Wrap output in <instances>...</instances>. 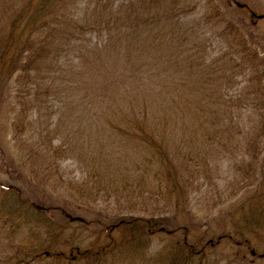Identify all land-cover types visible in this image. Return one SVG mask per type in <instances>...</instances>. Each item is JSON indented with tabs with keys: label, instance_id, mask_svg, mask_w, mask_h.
I'll return each instance as SVG.
<instances>
[{
	"label": "rangeland",
	"instance_id": "obj_1",
	"mask_svg": "<svg viewBox=\"0 0 264 264\" xmlns=\"http://www.w3.org/2000/svg\"><path fill=\"white\" fill-rule=\"evenodd\" d=\"M3 1L0 0V11L4 10L1 6ZM97 1H54L58 6L53 14L55 22L50 20L49 25L42 29L34 26L35 32H28L27 27L22 36L23 43L27 40L36 48L47 35V52L31 62V67L29 63L21 68L24 70L19 68L13 72L5 83L0 82V264H14L18 258L22 261L16 264H63L64 260L50 253L25 258L18 253L19 247L37 244L44 248V244L57 243L61 245V250L67 252L72 242L80 246L91 244L97 236L95 231L100 229L92 223L85 228L82 221L73 219L67 221L65 231L54 230L49 237L35 225V214L22 221L25 213H17L15 219L18 221L10 220L5 211L12 212L9 205L15 198H27L31 204L40 207L53 205L55 209L48 210V214L53 215L55 224L64 219L56 205L65 206L72 215L83 214L93 218L104 212L107 213L104 215L114 217L152 213L151 206L150 211H144L139 204V210L117 204L109 195V189L107 197H98L106 199H99L93 204L88 200L81 204L78 194L89 191V185L82 183L88 165L92 160L102 161L104 154L121 169L123 165L131 167V171L136 168V155L132 153H127V162L111 155L106 157V152H110L106 145L116 142L106 123L103 122L97 131L101 139L83 146L85 143L79 140V136L85 138L86 134L89 135L87 121L91 123L94 118L91 114L99 106L128 111L131 107L129 99L133 95L146 94L130 89L131 85L127 87L120 80L123 74L143 69L137 61H144V56L137 57L143 48L150 46L153 37L158 39L159 45L154 44L147 50L149 56L146 55L148 61H145L152 63V69L157 67L154 64L166 67L155 70L160 75L156 88L163 92L162 101L166 99L169 105L178 109V116L169 117L171 127L166 128L168 143L173 146L180 140L186 148V140H193L208 152V165L200 171L205 176L196 180L187 192L184 197L188 200L187 205L180 212L175 211L178 222L187 228L189 235H197L198 230L204 229L214 235L220 228V212L246 198L253 186L252 180H248L243 171L247 169L249 154L252 156V151H244V142L246 139L249 142L260 131L264 133V121L262 114L252 115L244 103L252 98L258 104L261 100L259 95L264 98V0H102L113 10L111 13L107 8L104 13L100 11ZM106 13L111 17L108 24L121 27L124 34L118 31L116 36L114 33L112 42L99 53L103 60L97 57L100 62L96 66L90 63L89 58L86 59L84 48L90 27L101 19L103 25L107 23ZM250 16L257 18L255 25L245 27L242 24L249 29V33L245 28L243 34L238 32L239 21L248 24ZM5 24L8 22L0 20L3 37L11 31ZM79 24L87 29V34L68 38V35L72 36L75 25ZM102 29L100 33L103 36L108 29ZM61 31L67 36H63V42L56 46L55 41ZM95 39L93 36L91 43ZM114 40L119 41L113 49L111 44ZM241 40L245 41L247 61L234 60L241 53ZM130 42L137 57L132 54L131 59H127L125 46ZM114 50L119 59L118 56L109 58ZM253 50L255 52L251 55ZM159 52L167 56L162 61L157 59ZM213 59L218 62L209 68ZM198 61L202 62V66L194 67ZM189 63L192 68H187ZM236 63L239 65L233 66ZM91 65L95 68H90ZM92 75H96L95 82ZM256 81L263 90L261 94L252 91L257 88ZM150 84L149 87L152 84L155 86ZM214 84H222L217 87L224 99L218 97L220 93L216 95L212 89L209 90L215 87ZM123 86L126 87L125 93ZM235 97L241 99L235 101ZM223 100H226V105L232 106L233 114L227 112L229 108L226 106L222 111L214 110L217 115L210 113L207 105H221ZM155 102L158 103V99ZM199 106L205 109L199 110ZM262 111L263 108H258V112ZM96 124L92 132L100 126V123ZM196 126L199 129L196 130ZM217 129L218 135L224 133L229 139L224 148L223 145L216 146L214 141L209 143L211 139H207L209 134L214 136ZM258 140L262 143L259 144ZM256 141L261 147L257 152L259 163L256 168L254 165L255 176L259 178V165L264 157V135ZM115 171L113 173H117ZM116 182V175H110L105 178L104 184L100 180L97 184L114 189ZM87 204L88 207H85ZM13 223L17 226L14 227ZM36 230L40 232L37 241L34 237L38 233ZM261 230V234L255 236L257 238H252L251 249L241 245L231 247L226 242H221L216 248L211 247L209 251L214 254L212 264H264V223ZM177 234L180 236V232ZM166 235L164 232L156 233L150 245L143 247V252H155L161 246L160 237ZM66 238L68 241L64 243ZM41 250L44 252L45 249ZM123 264L130 263L125 261Z\"/></svg>",
	"mask_w": 264,
	"mask_h": 264
},
{
	"label": "trees",
	"instance_id": "obj_2",
	"mask_svg": "<svg viewBox=\"0 0 264 264\" xmlns=\"http://www.w3.org/2000/svg\"><path fill=\"white\" fill-rule=\"evenodd\" d=\"M54 1L56 0L3 1L1 6L5 11H0V20L7 21L8 24L5 25H8L11 31L10 33L8 32L5 37L1 35L3 32L0 33V82L4 81L5 83L17 69L25 68L29 63L34 62L36 58L38 59L42 53L47 52L45 44V41L47 42V35L44 36L45 39L43 38L41 40L42 42L40 41V46L36 48H33L34 45L30 44L27 40L23 43L22 36L27 27H29L28 32H35L34 26L42 29L49 25L50 20L51 23L55 22L54 20L56 17L54 18L53 14L58 10V6L55 5ZM97 2L96 5L99 6V10L103 11V13L105 12V8L109 9V13L113 11L108 6H105L102 0H98ZM17 4L19 5L16 7ZM98 6H96V8H98ZM51 12L53 13L51 14ZM254 14L256 15L257 13L254 12ZM48 16L50 17L48 18ZM104 17L107 19L105 25H103V19H101L90 27L91 29L89 30L84 48L85 54L87 53L86 59L89 58L88 60L90 63L96 66H98L100 62L97 57L103 60V56L99 53H102L104 48L112 42L114 33L116 36L118 31L124 34V29L121 27L118 28L108 24V21L111 19L110 14L106 13ZM256 19V17L250 16V22L247 21L248 24L239 21L240 31L238 32L243 34L244 28L255 25L254 21H256ZM242 24H244L245 27ZM102 28L108 29L103 36L100 33V31L103 30ZM86 30L87 29H84V27L79 24L75 25L72 36L65 35V30L64 32L61 31L59 33V38H56L55 44L57 46L61 41L63 42V36H67L71 39L74 37L78 38L77 35L80 33L87 34ZM94 31L98 32L92 34ZM245 31L249 33V29L245 28ZM93 36L96 39L91 43ZM125 37L129 39L126 33ZM118 41L119 40L113 41L111 44L112 48ZM158 43V39L153 37L150 41V46L143 48L141 50V55L138 57L135 56V49L132 47L131 42L125 46L127 59H131L132 54L137 58L144 56V61H140L139 59V61H137L140 62V66L143 69L138 68L134 70L135 73L123 74L120 82L127 87L131 85L130 89H135L138 92H144L146 94L142 96L133 95L132 98L129 99L131 107L128 111L122 108L115 110L105 105L99 106L91 114V117H94L91 123L87 121L88 124H86V127L89 135L86 134L85 138L79 136V140L85 143L83 146L98 138L101 139V135H99L97 131L101 129V124L104 122L110 127L113 133L112 137H114L116 141L111 145H106L110 149L109 153L106 152V157L111 155L112 158H119V160L122 159L126 161L127 157H129L127 153H132L134 156L136 155L135 158L137 159L135 164L136 168L133 171L129 169L131 167L126 165H123L122 169L119 168L117 163L112 162L110 159H106L105 154L101 156L103 158L102 161L99 159L92 160L86 170L85 180H82L83 184L89 185V191L78 194L81 197L79 198L81 201L80 203H85L86 200H88L93 204L99 199L104 200L106 198L98 197H107V189H109V195L112 199H115L117 204L127 205V208L131 210L133 208L139 210L141 206L142 208L140 209H144V211H148L151 206L152 213L148 215L126 214L114 217L110 214L109 216L104 215L107 214L104 212V214H98V216L94 218L82 214L80 216L83 217L82 225H84L85 228H88L91 223L97 225V228L100 227L99 231H95L97 236L91 244L80 246L78 243L72 242L67 252L61 250V245H57V243L44 244V248L37 244H30L28 247L20 246L18 253L24 255L25 258H28V256L36 258L39 254L50 253V255L57 256L58 259L61 258V260H64L63 264H123L125 261L130 264H212V262H214V254L209 251L211 247L216 248L221 242H226L228 243L227 245L231 247L241 245L240 247L242 248L251 249L253 246L252 238H257L255 236L261 234L264 223V157L259 165L261 168L259 178L255 176V168L259 163L257 152L258 149L261 148L258 146L256 138L261 139V137H263L264 133L262 131L258 134H254V136L249 139V142H247V139L244 142V151L248 153L252 151V156L249 154L247 169L243 171L244 174L246 173L248 175V180L249 178L252 180L251 185L253 186L248 191L246 198H242L231 208L220 212L222 220L218 232L212 235L213 233L211 234L207 229H204L202 231L198 230L197 235H189L187 228L181 225L176 219L175 211L180 212L184 205H187L186 201L188 200L184 198L187 192L193 188V184L196 180L205 176L200 171L208 165V152L204 150L198 142L193 140H186V148L180 140L174 143L173 146H170L172 144L168 143L167 139L169 135L166 133V128L171 127L169 117L178 116V109L176 110V107L169 105L166 99L162 101L164 97L162 95L163 92L156 88V85H158V76L160 75L158 72H155V70L159 68L164 70L166 67L160 66V64H154L157 67L152 69V63L146 62L148 61L146 55L149 56L147 50H149L152 45H157ZM240 44L241 53H239L234 60L247 61L246 57L248 56L244 47L245 41L241 40ZM254 52L253 50L251 55H253ZM117 56V59H119L118 53L114 50L109 58ZM164 57H167L166 54L164 52H159L157 59L162 61ZM169 60L170 59H168L167 62ZM152 62H156V60ZM216 62H218L217 59L211 60L210 63L212 66L209 68H213ZM160 63L163 64L162 62ZM22 65L23 67H21ZM29 65L31 67L32 63ZM238 65L239 63H236L233 66ZM195 66H202V62L198 61L194 67ZM192 67L193 65L191 63L187 64V68ZM90 68L94 69L95 67L91 65ZM112 77L114 76L112 75ZM87 78H89V76H87ZM91 78L94 82L96 81V75H92ZM146 82L149 84L154 83L155 86L150 84L151 87H149V84ZM256 82L257 88L252 91L259 94H261V92L263 93L262 88L259 87V82ZM214 85L215 87H210L209 90L212 89L211 91L217 93L216 95L220 93L218 97L224 99L221 97L222 93L219 92L220 88L217 87L222 84ZM125 86L122 87L123 93L126 92ZM1 93L0 91V94ZM242 93L244 94V92ZM259 96L261 100L258 104L252 98H250L248 102L245 100L244 104L252 115L257 113L260 115L262 114V121H264V98L263 95ZM157 99L158 103L155 102ZM238 99L241 98L235 97L234 100L237 101ZM136 100L139 102H135ZM230 100L235 103L232 98ZM223 106L229 108L227 112H230L231 115L233 114V108L229 104L226 105V100L221 101V105L219 103L207 105L210 109V113L214 115H217L214 110L222 111ZM260 107L263 108L262 112H258V108ZM201 109L203 110L205 107L199 106V110ZM94 123H100V126H97L95 131L92 132L95 125ZM195 129L197 130L199 127L197 128L196 126ZM195 129H193V131ZM169 131L171 132L172 128H170ZM217 132L218 129L215 131L214 136L208 135L207 139H211L209 143L214 141L216 142V146L220 147L223 145V148L226 147L225 142L229 140L228 137L224 133L218 135ZM165 140L167 142H165ZM258 143L261 144L262 140H258ZM115 170H117V173H113ZM110 175L111 177L112 175H116V188H107L105 185L101 187L97 184L99 180L104 184L105 178ZM12 202L13 203L9 205V211L12 212L9 213L5 211V213L9 214L11 221H18V219H15L18 214L21 215L25 213V215L21 217L22 221L28 219V216L31 214H35V225H37L41 233L44 231L49 237H52L50 234L53 233L54 230L57 232L65 231L68 227L67 221L71 213L68 212L65 206L63 207L60 205V207L56 205V209L64 216V219L61 223L55 224L52 220L54 219L53 215L48 214V210L55 209L53 205L40 207L38 204H31L27 198L21 199L19 197L15 198ZM17 205L21 206L18 207ZM85 207H88V204ZM172 210H174V212ZM19 221L21 222V220ZM15 226L17 225L14 224V227ZM39 230H36L38 233L34 236L35 241L40 237H38L40 233ZM158 232H164L167 234V237H160V248L155 252L146 254L143 252V247L149 246L151 241L155 239V234ZM179 232L180 236L177 234ZM207 235L210 236L207 237ZM67 241L68 239L66 238L64 243ZM50 248L52 252H50ZM41 249H45L44 252H42ZM20 261H22L21 258H18L15 260L14 264Z\"/></svg>",
	"mask_w": 264,
	"mask_h": 264
},
{
	"label": "water",
	"instance_id": "obj_3",
	"mask_svg": "<svg viewBox=\"0 0 264 264\" xmlns=\"http://www.w3.org/2000/svg\"><path fill=\"white\" fill-rule=\"evenodd\" d=\"M69 218H70V220H73V219L82 220V217H80V216H71V215H69Z\"/></svg>",
	"mask_w": 264,
	"mask_h": 264
}]
</instances>
